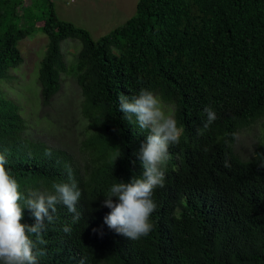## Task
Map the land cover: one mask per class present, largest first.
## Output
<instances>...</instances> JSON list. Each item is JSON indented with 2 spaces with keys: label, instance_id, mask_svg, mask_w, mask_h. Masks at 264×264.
Wrapping results in <instances>:
<instances>
[{
  "label": "trees",
  "instance_id": "16d2710c",
  "mask_svg": "<svg viewBox=\"0 0 264 264\" xmlns=\"http://www.w3.org/2000/svg\"><path fill=\"white\" fill-rule=\"evenodd\" d=\"M24 2L0 0V76L41 29L43 102L72 71L90 131L80 166L25 136L0 92V264H264V0H138L98 39L54 0ZM154 93L175 106L172 136L148 123Z\"/></svg>",
  "mask_w": 264,
  "mask_h": 264
},
{
  "label": "rangeland",
  "instance_id": "374dc122",
  "mask_svg": "<svg viewBox=\"0 0 264 264\" xmlns=\"http://www.w3.org/2000/svg\"><path fill=\"white\" fill-rule=\"evenodd\" d=\"M122 1L124 0H75L71 2L54 0V3L61 18L71 20L77 25L81 23L85 27L91 25L89 29L93 31V37L98 39L123 21L122 18L113 20L108 26L100 28L77 19L81 8L89 6L95 9L100 8L101 5L112 7L119 5ZM30 2L31 0H25L24 5ZM22 10L23 6L19 8L20 12ZM74 10L80 11L76 14ZM71 11L72 14L74 12V16H70ZM47 45L48 36L41 29L20 40L19 46L24 61L17 66L10 67L0 76V92L19 105L20 112L26 121L25 136L67 150L74 163L83 166L87 160V151L82 149L81 144L90 131V127L87 118L82 113V91L75 73L64 72L58 93L49 103L43 102L39 69ZM61 47L63 57L72 68L77 62L82 41L77 37H68L62 40ZM174 108L173 103L166 102L158 93L152 94L149 97L148 123L166 135L172 136L177 132L174 130ZM260 122L257 121L239 130L235 149L241 157L248 158L253 155L261 135Z\"/></svg>",
  "mask_w": 264,
  "mask_h": 264
},
{
  "label": "crops",
  "instance_id": "0c3cea01",
  "mask_svg": "<svg viewBox=\"0 0 264 264\" xmlns=\"http://www.w3.org/2000/svg\"><path fill=\"white\" fill-rule=\"evenodd\" d=\"M137 2H138V0H130V1L124 0L121 3H119V5H116V6L111 7L110 5H106V6L101 5V6H99L100 8H95V9L90 8L89 6H83L81 8V11L80 10H74V12L77 14L80 11V13L77 15L78 20H84L88 23H91V24H94L100 28H103V27L108 26L111 21L119 19V18H122V20H123L119 24L126 21L130 16H132L135 13ZM74 12L72 14V11H71L72 15H70V16H74ZM79 24L81 25V23H79ZM119 24H117L116 26H118ZM90 26L91 25H88L86 27L89 29V28H91ZM116 26H114V27H116ZM113 28H111V29H113ZM89 30L91 31V33L93 35L92 29H89ZM109 31H107V32H109Z\"/></svg>",
  "mask_w": 264,
  "mask_h": 264
},
{
  "label": "built area",
  "instance_id": "2783aa9c",
  "mask_svg": "<svg viewBox=\"0 0 264 264\" xmlns=\"http://www.w3.org/2000/svg\"><path fill=\"white\" fill-rule=\"evenodd\" d=\"M68 2L75 1V0H67Z\"/></svg>",
  "mask_w": 264,
  "mask_h": 264
}]
</instances>
